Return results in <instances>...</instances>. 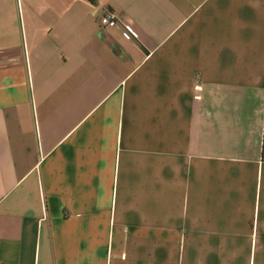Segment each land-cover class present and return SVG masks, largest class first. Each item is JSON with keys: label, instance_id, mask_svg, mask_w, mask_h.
Segmentation results:
<instances>
[{"label": "crops", "instance_id": "obj_1", "mask_svg": "<svg viewBox=\"0 0 264 264\" xmlns=\"http://www.w3.org/2000/svg\"><path fill=\"white\" fill-rule=\"evenodd\" d=\"M0 264H264V0H0Z\"/></svg>", "mask_w": 264, "mask_h": 264}, {"label": "built area", "instance_id": "obj_2", "mask_svg": "<svg viewBox=\"0 0 264 264\" xmlns=\"http://www.w3.org/2000/svg\"><path fill=\"white\" fill-rule=\"evenodd\" d=\"M118 23V16L116 13L110 10H104L99 17V24L102 27H112L116 26Z\"/></svg>", "mask_w": 264, "mask_h": 264}]
</instances>
